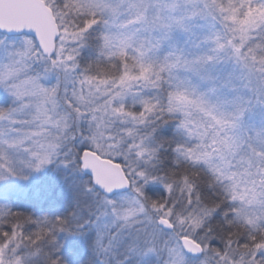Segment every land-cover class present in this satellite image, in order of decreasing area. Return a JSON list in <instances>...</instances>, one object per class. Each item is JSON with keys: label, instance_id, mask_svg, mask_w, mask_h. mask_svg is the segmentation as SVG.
I'll return each mask as SVG.
<instances>
[{"label": "snow or ice", "instance_id": "snow-or-ice-1", "mask_svg": "<svg viewBox=\"0 0 264 264\" xmlns=\"http://www.w3.org/2000/svg\"><path fill=\"white\" fill-rule=\"evenodd\" d=\"M0 264H264V0H0Z\"/></svg>", "mask_w": 264, "mask_h": 264}]
</instances>
